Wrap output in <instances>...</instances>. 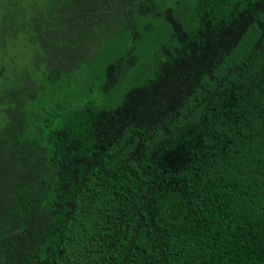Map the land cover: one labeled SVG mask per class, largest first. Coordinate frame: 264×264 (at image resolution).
<instances>
[{"label":"trees","instance_id":"1","mask_svg":"<svg viewBox=\"0 0 264 264\" xmlns=\"http://www.w3.org/2000/svg\"><path fill=\"white\" fill-rule=\"evenodd\" d=\"M0 264H264V0H0Z\"/></svg>","mask_w":264,"mask_h":264},{"label":"rangeland","instance_id":"2","mask_svg":"<svg viewBox=\"0 0 264 264\" xmlns=\"http://www.w3.org/2000/svg\"><path fill=\"white\" fill-rule=\"evenodd\" d=\"M19 39V38H18ZM20 39H22V38H20ZM116 90H119V88H117ZM112 97L110 98L111 100L110 101H108L109 102V105L110 104H113V102H114V99H115V97H116V93H112ZM96 96H99V97H101V96H104V95H102V94H100V93H98V92H96ZM106 99V98H105Z\"/></svg>","mask_w":264,"mask_h":264}]
</instances>
